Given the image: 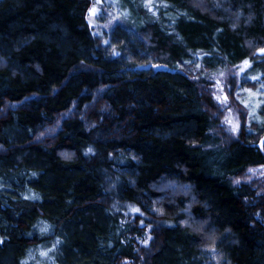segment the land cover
I'll list each match as a JSON object with an SVG mask.
<instances>
[{"label":"trees","instance_id":"1","mask_svg":"<svg viewBox=\"0 0 264 264\" xmlns=\"http://www.w3.org/2000/svg\"><path fill=\"white\" fill-rule=\"evenodd\" d=\"M95 1L0 0V264H264V193L237 180L264 101L228 138L200 85L242 64L264 87V0H157L113 48Z\"/></svg>","mask_w":264,"mask_h":264},{"label":"rangeland","instance_id":"2","mask_svg":"<svg viewBox=\"0 0 264 264\" xmlns=\"http://www.w3.org/2000/svg\"><path fill=\"white\" fill-rule=\"evenodd\" d=\"M100 1V4L95 1L89 9L86 16L87 25L88 28L96 35H102L103 32L107 34L104 37L105 41L109 44L110 48H113L116 41H125V37L121 35V32L125 31L120 29L116 36H112L111 29L113 30L117 23L127 24L128 19L131 18V15L135 14V11H142L145 8L152 10L154 2L157 0ZM93 9L95 10L94 14L91 11ZM126 31L127 33H132V30L130 29H127ZM177 66H180V64L176 63V67ZM153 68L167 69L170 67L162 64H155L153 65ZM243 69L244 66L242 64L221 68L219 71L211 74L208 81L200 84L203 90L212 94L215 101L219 104L222 128L228 138L234 137L238 133L243 114L248 115L249 118L259 117L258 114L260 113L261 105L264 101V87H258V89L253 90L248 87H244L245 85H239L238 77ZM231 91L232 96L230 95ZM20 102L11 103L9 105L15 106L20 104ZM67 114H69V112L64 113V116ZM59 123H54L45 127L43 132L41 131L39 137L42 138L47 135L55 134L59 127ZM237 180L238 182L248 181L252 183L259 192L264 193V164L248 168L244 174L237 177ZM151 239L152 235L150 233V227H147L144 238L138 239V243L141 244L140 246L149 247ZM123 264H137V262L135 261L134 263L133 260L124 259Z\"/></svg>","mask_w":264,"mask_h":264},{"label":"water","instance_id":"3","mask_svg":"<svg viewBox=\"0 0 264 264\" xmlns=\"http://www.w3.org/2000/svg\"><path fill=\"white\" fill-rule=\"evenodd\" d=\"M142 66H144L145 68H150V65H142ZM142 66H141V67H142ZM261 142H262V143L264 142V136L262 137Z\"/></svg>","mask_w":264,"mask_h":264},{"label":"snow or ice","instance_id":"4","mask_svg":"<svg viewBox=\"0 0 264 264\" xmlns=\"http://www.w3.org/2000/svg\"><path fill=\"white\" fill-rule=\"evenodd\" d=\"M91 11H92L93 14H94V11H95V10L93 9V10H91ZM261 51L264 52V49H262ZM245 63H247V61H245ZM134 211H138V210L134 209Z\"/></svg>","mask_w":264,"mask_h":264},{"label":"bare ground","instance_id":"5","mask_svg":"<svg viewBox=\"0 0 264 264\" xmlns=\"http://www.w3.org/2000/svg\"><path fill=\"white\" fill-rule=\"evenodd\" d=\"M119 22H120V21H119ZM141 66H142V65H141ZM141 66H140V68H143V67H144V66H142V67H141ZM144 68H145V67H144ZM145 69H148V68H145Z\"/></svg>","mask_w":264,"mask_h":264}]
</instances>
